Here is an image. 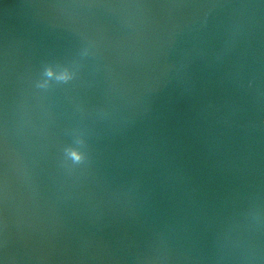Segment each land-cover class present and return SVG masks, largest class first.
<instances>
[{
	"label": "water",
	"instance_id": "obj_1",
	"mask_svg": "<svg viewBox=\"0 0 264 264\" xmlns=\"http://www.w3.org/2000/svg\"><path fill=\"white\" fill-rule=\"evenodd\" d=\"M0 264H264V0H0Z\"/></svg>",
	"mask_w": 264,
	"mask_h": 264
}]
</instances>
